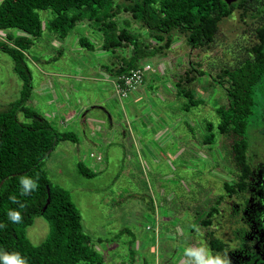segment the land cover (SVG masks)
Here are the masks:
<instances>
[{"label": "rangeland", "instance_id": "obj_1", "mask_svg": "<svg viewBox=\"0 0 264 264\" xmlns=\"http://www.w3.org/2000/svg\"><path fill=\"white\" fill-rule=\"evenodd\" d=\"M261 2L255 0L256 11L252 9L244 17L240 11L233 10L222 18L209 46L189 49L182 36H172V45L165 56L148 61L152 66L150 79L159 83L149 85L150 88L134 101L124 98L119 104L109 84L84 78L99 75L95 72V64L100 61L96 62L98 55L79 45L71 47L75 38L83 36L92 40L91 29L83 22L63 39L52 37L43 29L41 36L23 53L22 62L31 78V90L24 107L32 116H40L56 133H72L73 130L75 136L80 131L78 121H69V126L60 127L59 117L71 110V103L73 107H81L102 99L107 101L104 108L113 122H119L111 128L103 125L108 143H102L103 137L95 134L90 135L92 147L82 140L72 143L70 137L57 142L44 160L47 179L68 192L79 213L82 232L89 237L92 249L100 258L95 263L78 264H188L185 250L192 247L210 250L206 244L209 234L226 243L229 248L224 250L229 253L233 238L228 231L229 228L234 230L233 222L241 231L240 251L248 249L251 264L258 261L264 264V256L254 245V241L255 244L264 241L261 199L254 193L256 201L251 200L253 193L246 191L244 198L240 197L243 201L239 202V193L235 191L226 200L222 185L223 178L227 180L226 176H233L232 172L235 175L234 168L231 169L234 139L218 134L214 127L218 121L216 109L226 105L223 90L214 83L219 82L215 75L223 68L239 66L250 56L249 46L255 43L253 28L263 21ZM38 16L42 25L51 18L47 11H39ZM126 18L127 14L118 15L119 27L121 20ZM129 28L137 26L131 24ZM9 33L22 35L17 30H9ZM121 51H116L120 57ZM104 54L105 57L109 55L108 52ZM12 67L10 57L0 53V112H5L18 100L22 88ZM49 70L54 75L49 74ZM61 72L82 75V78L68 79L62 77ZM185 74L193 79L189 84L182 80ZM177 79L181 83H177ZM179 88L187 89L190 106L188 99L178 93ZM54 94L57 100L50 103ZM159 94L164 101L155 97ZM250 96V113L244 118L241 137L247 156L253 154V160L261 162L259 157L264 155L259 148L264 141V71L253 84ZM59 103L66 106L64 112L56 108ZM185 105L187 109H183ZM53 112L56 116H52ZM16 118L22 123L29 121L22 118L21 112L16 113ZM125 123L132 129L131 139L125 135L121 141L120 129L125 131ZM146 125L148 129H144ZM159 130L164 133L155 138ZM208 133L213 134L209 144L205 140ZM89 153L99 154L102 159L94 163ZM77 163L92 173L90 165L93 164L94 175L89 178L79 175ZM249 180L250 174L246 183L247 186L251 183L253 190L260 187L256 184L255 173L251 174L252 182ZM220 197L221 201L215 206ZM213 205V217L217 219L215 214L218 215L217 222L212 221L205 227L194 224L205 218ZM228 210L231 223L224 220ZM247 225L254 239L250 247L248 243L246 247L242 237L243 232L250 229ZM48 233V223L42 217H34L24 230V237L30 244L38 245ZM240 257L231 264H238Z\"/></svg>", "mask_w": 264, "mask_h": 264}, {"label": "trees", "instance_id": "obj_2", "mask_svg": "<svg viewBox=\"0 0 264 264\" xmlns=\"http://www.w3.org/2000/svg\"><path fill=\"white\" fill-rule=\"evenodd\" d=\"M261 1L264 6V0ZM254 4L255 0H234L230 3L226 0H0V53L10 57L13 72L22 85L18 100L11 103L5 112H0V224L7 225L0 228V256L19 253L26 264H78L100 260L92 249L89 237L82 232L79 213L68 192L51 184L43 169L44 160L53 146L70 137L74 141V138L70 134L56 133L45 120L38 115L32 116L30 110L24 107L31 90V78L22 62L23 53L41 36L43 29L52 37L63 39L78 23L82 25L83 22L84 26L90 27L92 40L88 41L83 36L76 38V45L81 49L93 52L99 47L103 53L112 54L117 50H129L127 60L123 57L117 59L113 70L109 71L115 78L137 67L140 62L165 56L174 35L182 36L189 49L209 46L222 18L229 16L233 10L240 11L244 17L250 10L256 11ZM39 11H47L51 16L44 21V25L38 16ZM122 13L127 14V18L121 20L122 26L119 27L117 19ZM261 18L263 21L253 28L255 43L249 46L250 56L239 66L223 68L215 75L219 82L214 83L223 90L226 105L216 109L218 121L214 127L218 134L235 138L231 148L238 166L244 164L245 144L240 138L244 118L250 113L251 88L264 71V14ZM131 24L137 28H129ZM9 30H17L22 35L13 36ZM94 42L97 44L94 45ZM184 76L182 80L187 84L193 81L190 74ZM185 91L187 89H178L190 106L188 92ZM187 105L183 109H187ZM17 112L29 121L19 122ZM208 134L205 139L207 144L213 138L212 133ZM76 170L86 178L94 175L79 163ZM25 176L31 177L34 182L38 177V189L28 196L21 195L19 182V178ZM237 185L230 182L223 184L225 195L235 191ZM10 196H16L24 207L12 203ZM218 204L219 200H216L214 205ZM214 205L205 218L194 224L210 226L215 218ZM10 210L21 213L20 223H12L8 219ZM34 217H42L49 225V233L38 245L30 244L24 237V230ZM207 237L210 252L225 255L224 249L229 246L211 234ZM230 253H226L228 258L233 255ZM0 264H4L3 260Z\"/></svg>", "mask_w": 264, "mask_h": 264}, {"label": "crops", "instance_id": "obj_3", "mask_svg": "<svg viewBox=\"0 0 264 264\" xmlns=\"http://www.w3.org/2000/svg\"><path fill=\"white\" fill-rule=\"evenodd\" d=\"M75 42H76V38L73 39V43H72L71 47L74 48L73 45H76ZM75 48H76V46H75ZM91 53H95L96 55H98V57L96 59V62L100 61V63L95 64L96 65L95 66V69H96L95 72L97 74H99V75H96L95 77H84V78H87V80L100 81V82L109 84L110 87L112 88V92H111L112 96L120 104V102H121L120 100L122 98H119L118 95L113 90V85H112L113 77L109 74V71L113 70L114 65H116V60L117 59H120L122 57H123V59L128 58L129 50L121 51L120 53L122 54V57H120L116 52L113 53V54L109 53L108 57L107 56L105 57L103 55H106V54H104L99 49V47L95 48L94 51L91 52ZM49 71H46V72H49ZM52 72L53 71H50L49 74L54 75V74H52ZM59 72H57V73H59ZM61 73H62V77L66 76V78H68V79L72 78L73 76L82 78V75H72V74H69L67 72H61ZM151 74H152V71L144 79L143 83L139 87H137L133 92L129 93L126 98H131L134 101L136 98H138L137 96H139V94H142V95L144 94L143 92H144L145 89L150 88L149 85H157V83H159V82L153 83L154 78L151 81V79H150L151 78ZM57 75H60V74H57ZM177 81H179V79H177ZM59 89L61 91H63L62 88H59ZM172 94H173V92L170 93L169 95H172ZM155 97L160 102L164 101V99L160 96V94L159 95H155ZM50 100H51L50 103H53L54 101L57 100L55 94H54V98L50 99ZM45 101H48V100H45ZM95 101H96L95 104L92 101L89 105L81 106V107H78L76 105H74V107H73V104L71 103L69 105L71 110H69V111L70 112L72 111V112L70 113L68 111L67 112L68 114L66 113L65 115H63L62 118L59 117L58 121H59V126L60 127L69 126L70 124H67L69 121H72V123L74 121H78L79 130H80L79 133H76L75 136L72 134V133L75 132L73 130H71L72 133H66V134L72 135V137L74 138V141L72 143H76V141H81L82 140L83 142L87 143L88 145H91V147H92L93 143L90 141V135H92V134H95L97 136L103 137V142L102 143H108L109 142L108 137L105 134L106 132L103 129V125L107 124L108 127L111 128L113 124H117L118 125L119 122L118 121L117 122H113V120L111 119V114L108 113L106 111V109L104 108V107H106V102L107 101H103L102 99L99 100V101L98 100H95ZM64 107H66V106H64L63 103H59L58 107H56V108L61 109L59 112H64L65 111ZM53 115L56 116V113L53 112L52 116ZM66 118H67V121L65 120ZM141 126H143V125L141 124ZM125 127H126L125 131L124 130L122 131V129H120V131H121V141L125 138V135H128V138L131 139L130 138V134H132V129L129 126L128 123H125ZM142 128H144V127H142ZM148 128H149V125H146V128H144V129H148ZM174 130H173V132H174ZM161 133H164V131L159 130L158 134L155 135V138H158ZM61 134H65V132H62ZM63 141H65V140H63ZM90 152H93V151H90ZM96 155H98L100 157V159H102V157L99 154H96ZM90 167H91V169L94 172V165L91 164Z\"/></svg>", "mask_w": 264, "mask_h": 264}, {"label": "flooded vegetation", "instance_id": "obj_4", "mask_svg": "<svg viewBox=\"0 0 264 264\" xmlns=\"http://www.w3.org/2000/svg\"><path fill=\"white\" fill-rule=\"evenodd\" d=\"M233 139L235 140V138H233ZM240 139L243 140L242 137ZM259 145H260L259 148L264 151V141L261 144H259ZM246 151H247V148L244 147V160H243L244 164H241L240 166H238L235 163V161L233 160V163H232L233 167L231 166V169L234 168L235 175H234L233 172L230 173L233 176H230V175L228 176L227 175L226 178H225L227 180H224V178H223V184L228 183V182L238 184L236 186V188H235V191H238L239 198L240 197L244 198V193L246 191H250V192L253 193V195L251 197V200L256 201V197L254 195V193H255L257 198L261 199V205H263V209H264V155H261L259 157L261 162H258V161H254L253 160V157H254L253 154L251 155V157L247 156V152ZM251 153H253V152H251ZM242 169H243V171H242ZM252 173H255V177L258 179L256 181V184H258L260 186L258 189H254V190H253V185L251 183L248 186H247V183H246V181L248 180L249 174H250L249 182H252V180H251V174ZM235 191H233L229 195H224L227 198V199L226 198L225 199L228 200L229 196H232ZM221 199H222V197L218 199L219 202L221 201ZM240 200H241V202L243 201V199L240 198L239 202H240ZM228 213H229V210L227 212V216L224 219L227 222L230 220L229 217H228ZM217 219H218V215H217ZM215 220L216 219L214 218V221ZM216 222L217 221H215V223ZM231 222L232 221L230 220L229 223H231ZM229 223H227V224H229ZM227 224H226V226H227ZM246 227H249V226L247 225ZM233 228H234L233 231H231L230 228H229V231H228L232 235V238H233V243H232V246L230 247V248H232V250L230 251L231 252L230 255L232 253H233V255H231L232 257H230L231 259L230 258L229 259H230L231 263H233V262L235 263L236 259H239L238 256L240 255L241 257H240V260H239L238 264H244V262H246V264H251L252 263V261L250 262L251 255H250V253H248V249H246V251L245 250L244 251H240V249L238 247L239 246V242L241 240V238H240V232L241 231L237 230V227H236L234 222H233ZM249 228L250 229L248 231L245 230L243 232V236H242V237H244L243 243L245 245L248 243V247H250L253 244V241H254V239L251 236L252 229H251V227H249ZM254 245H255L256 250L260 249L261 256H264V241L257 242L256 244H255V241H254ZM246 247H247V245H246ZM238 251H240V252H238ZM258 262H256L255 264H259Z\"/></svg>", "mask_w": 264, "mask_h": 264}, {"label": "clouds", "instance_id": "obj_5", "mask_svg": "<svg viewBox=\"0 0 264 264\" xmlns=\"http://www.w3.org/2000/svg\"><path fill=\"white\" fill-rule=\"evenodd\" d=\"M19 182L22 196L31 195L39 187L38 177L36 182H34L31 177H20ZM9 199L12 201V203L19 204L21 208L24 207V204L21 203L16 196H10ZM7 215L8 219L12 223H20L22 221L21 213L17 210H10ZM6 227L7 225L0 224V228ZM185 255L189 258L188 264H231V261L226 254L223 256L219 253L213 255L210 250L203 247L188 248L185 250ZM0 260H3L4 264H26V261L20 257L19 253H5L4 255L0 256Z\"/></svg>", "mask_w": 264, "mask_h": 264}, {"label": "built area", "instance_id": "obj_6", "mask_svg": "<svg viewBox=\"0 0 264 264\" xmlns=\"http://www.w3.org/2000/svg\"><path fill=\"white\" fill-rule=\"evenodd\" d=\"M151 69L152 66L150 63H142L116 76L112 81L113 90L119 98H126L129 93L133 92L143 83L144 79L152 71ZM89 157L92 158L95 163L101 160L98 155L89 154Z\"/></svg>", "mask_w": 264, "mask_h": 264}, {"label": "water", "instance_id": "obj_7", "mask_svg": "<svg viewBox=\"0 0 264 264\" xmlns=\"http://www.w3.org/2000/svg\"><path fill=\"white\" fill-rule=\"evenodd\" d=\"M234 0H226L227 3L233 2ZM47 192V191H46ZM48 203V199H46V204ZM45 208V206L42 208V210Z\"/></svg>", "mask_w": 264, "mask_h": 264}]
</instances>
